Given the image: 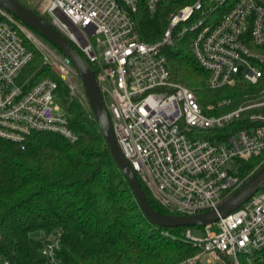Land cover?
Instances as JSON below:
<instances>
[{
    "label": "built area",
    "instance_id": "2783aa9c",
    "mask_svg": "<svg viewBox=\"0 0 264 264\" xmlns=\"http://www.w3.org/2000/svg\"><path fill=\"white\" fill-rule=\"evenodd\" d=\"M26 1L39 2L42 15L94 66L118 144L161 205L176 216H195L217 210L243 186L240 162L264 155V0H198L172 16L155 44L140 39L132 14L142 3L154 13L161 0ZM176 33L191 34L208 89L242 83L258 87V97L224 113L231 100L204 110L190 89L171 80L164 50ZM50 46L0 7V137L23 150L34 133L79 139L57 101L58 82L45 78L31 86L22 78L36 50L71 90L72 82L82 83ZM81 97L87 98L85 88ZM217 224L220 233L206 227L203 240L188 232L200 253L185 264H219L225 255L241 264L240 256L264 249V188ZM61 249L60 235L49 237L46 263L60 264ZM0 264L11 262L0 256Z\"/></svg>",
    "mask_w": 264,
    "mask_h": 264
},
{
    "label": "trees",
    "instance_id": "16d2710c",
    "mask_svg": "<svg viewBox=\"0 0 264 264\" xmlns=\"http://www.w3.org/2000/svg\"><path fill=\"white\" fill-rule=\"evenodd\" d=\"M197 1L161 0L154 13L142 3L132 14L140 39L151 44L162 41L172 16ZM190 44V33H176L164 52L171 80L190 89L204 110L223 99L231 100L224 113L258 97V87L242 83L208 89L209 74L194 57ZM40 58L35 50V58L22 78L30 79L31 86L45 78L58 82L57 101L69 115L79 139L72 143L58 134L34 133L23 150L21 145L0 137V256L11 264H47L42 255L44 244L49 237L60 235V264H183L196 257L200 249L188 238L192 228L167 229L149 222L87 98L75 95ZM263 161L264 155L240 162L238 176L243 185ZM141 185L156 211L175 215ZM38 233H42L41 239L36 237ZM239 259L241 264H264V249ZM219 264L235 263L225 255Z\"/></svg>",
    "mask_w": 264,
    "mask_h": 264
},
{
    "label": "water",
    "instance_id": "95a60500",
    "mask_svg": "<svg viewBox=\"0 0 264 264\" xmlns=\"http://www.w3.org/2000/svg\"><path fill=\"white\" fill-rule=\"evenodd\" d=\"M0 7L23 23L30 30L34 31L52 44L76 69L85 88L88 103L112 155L128 181L149 222L167 229L179 227H210L217 224L221 219L227 218L239 210L264 186V165H262V167L252 174L247 182L225 200L217 210H212L195 216L166 215L156 211L149 203L135 170L125 158L118 144L111 115L97 83L95 71L87 60L83 58L65 35L18 0H0Z\"/></svg>",
    "mask_w": 264,
    "mask_h": 264
},
{
    "label": "rangeland",
    "instance_id": "374dc122",
    "mask_svg": "<svg viewBox=\"0 0 264 264\" xmlns=\"http://www.w3.org/2000/svg\"><path fill=\"white\" fill-rule=\"evenodd\" d=\"M20 2L21 3H24V4H26V5H28L29 7H31V8H33V9H35L39 14H41L42 15V13L40 12V5H39V2H33V3H31V2H28V1H26V0H20ZM44 17H46L49 21L51 20L49 17H48V15H43ZM183 27L184 26H186L185 24L184 25H182ZM50 48H51V46H50ZM41 56H42V58H40V61H43V62H46V57H45V55L43 54V53H41L40 51H37ZM39 56V55H38ZM39 58V57H38ZM51 66V65H50ZM55 74V73H54ZM66 83V82H65ZM67 84V83H66ZM72 84H73V86H72V91H73V93L75 94V95H77V96H82V94H83V91H84V88H83V86H82V83L79 81V80H77V81H74V82H72ZM234 87V86H233ZM107 100V104H109L110 103V101L108 100V99H106ZM224 100V99H223ZM207 109V108H206ZM263 163V162H262ZM262 163L258 166V169L260 168V166H262ZM257 169V170H258ZM256 170V171H257ZM255 171V172H256ZM254 172V173H255ZM153 196V195H152ZM158 202V201H157ZM163 206V205H162ZM191 232H192V234H193V238L194 239H196V240H203L204 238H205V236H206V228H200V227H193L192 229H191ZM211 232L212 233H216V234H218V233H220V228H219V226H218V224H215V225H213L212 227H211ZM36 237L38 238V239H41L42 238V233H38L37 235H36ZM189 261V260H188ZM188 261H185L183 264H185L186 262H188Z\"/></svg>",
    "mask_w": 264,
    "mask_h": 264
}]
</instances>
